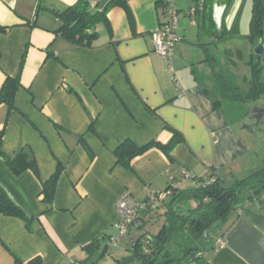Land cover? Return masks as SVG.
Listing matches in <instances>:
<instances>
[{"label": "crops", "instance_id": "crops-1", "mask_svg": "<svg viewBox=\"0 0 264 264\" xmlns=\"http://www.w3.org/2000/svg\"><path fill=\"white\" fill-rule=\"evenodd\" d=\"M76 1L0 0V23L12 27L0 33V87L7 75L17 73L25 56L16 109L0 104L3 149L14 157L30 146L43 181L59 163L63 165L54 201L48 203L40 198L42 181L32 170L17 175L0 158V182L33 218L30 230L22 218L0 215V264L27 262L36 256L42 264H70L73 258L96 264H136L140 261H122L136 241L133 228H142L146 218L155 216L151 209L140 210L142 227L130 226L124 248L114 250L110 238L118 231L116 202L125 190L141 202L171 188L160 204L165 218L170 203L176 208L182 200H190L196 180L217 175L226 176L229 183L263 164L254 142L255 124L248 122L264 118L259 102L264 94L245 100L224 93L226 80L246 95L253 74L244 94L239 83L232 85L219 71L212 47L238 35L213 37L194 13L200 0H174L181 36L172 55L174 72L152 40L153 32L167 20L165 0H127L133 19L120 5L112 6L108 11L112 34L99 23L98 38L90 46L72 43L56 31L62 21L55 11ZM110 1L90 0V4L104 10ZM243 3L235 0L225 17L226 29L239 19ZM223 12L224 6L216 4L217 32L222 30ZM246 36L252 66L254 43L249 33ZM66 85L81 96L85 106ZM173 129L184 138L170 156L151 147L132 160L131 168L118 162L115 150L126 139L138 145L154 140L166 143ZM241 196L244 200L249 192ZM219 238L224 239L223 246L217 245ZM198 254L212 264H264V188L244 208L239 204L230 211L211 245ZM184 256L181 252L171 255Z\"/></svg>", "mask_w": 264, "mask_h": 264}, {"label": "trees", "instance_id": "trees-1", "mask_svg": "<svg viewBox=\"0 0 264 264\" xmlns=\"http://www.w3.org/2000/svg\"><path fill=\"white\" fill-rule=\"evenodd\" d=\"M235 0H200L194 9L197 17L206 26V29L213 37L218 39L231 38L238 35V20L234 26L228 30L225 28V17L229 14ZM216 4L224 6L222 18V30L216 31V23L214 20V7ZM120 5L123 7L130 19H133L132 9L127 0H112L104 10H95L91 7L90 0H77L69 5L63 11H55L62 24L56 30L60 32L67 40L80 45H92L94 40L98 38L96 26L99 23H104L112 34V25L108 16V11L112 6ZM178 11V10H177ZM249 36L254 43V48L259 42L264 43V0H253V12L250 22ZM11 26L0 23V33H6ZM252 57L255 58L252 68L253 77L251 86L246 95H241L238 88L231 87L226 80L223 83L224 93L242 97L245 100H256L264 94V79L261 73V60L254 51ZM25 63L23 56L19 69L15 75H7L3 85L0 87V104L6 103L10 110L16 109L15 98L21 84V75ZM66 88L73 92L83 103L81 96L69 85ZM84 105V103H83ZM85 106V105H84ZM93 129V122L91 124ZM5 136V128H0V158H4L9 164L12 171L19 175L30 169L41 180L40 167L33 149L30 146L24 147L14 157H10L3 149V141ZM183 135L178 130L173 129L171 139L163 143L158 140L151 141L144 145L136 144L132 139H126L115 150L117 160L122 165L131 168L132 160L146 152L151 147H159L168 156L171 150L179 142L183 140ZM83 140V139H82ZM88 151L93 155L90 146L83 140ZM63 171V165L59 163L56 171L52 176L42 181V191L40 198L48 203H53L58 179ZM264 188V165L245 177L235 176L232 182L226 181V176H211L209 179L196 180L195 186L190 188L191 195L197 198L196 207L190 209L188 213L178 212L170 203L166 210L164 223L156 234L148 235L144 232L136 239L132 246L131 253L122 261L133 262L140 261L142 264H183L185 261H198L202 264H212L204 256L198 254L199 250L206 249V246H195L186 249L184 258H172L171 253L166 249V241L171 239L176 232L189 230L194 232L199 237H202L204 231L213 223L220 221L221 224L213 231L218 233L225 221L228 219L230 211L236 208L239 204L244 206L257 198L259 193ZM249 192V196L242 200L241 194ZM175 194V192L173 193ZM0 215H13L22 218L30 230H33V218L29 216L23 207L18 204L0 182ZM143 224L140 225L142 227ZM213 234V235H214ZM195 255L189 260L187 258L191 253ZM121 261V262H122ZM14 264H42V258L36 256L27 262L16 260Z\"/></svg>", "mask_w": 264, "mask_h": 264}, {"label": "rangeland", "instance_id": "rangeland-1", "mask_svg": "<svg viewBox=\"0 0 264 264\" xmlns=\"http://www.w3.org/2000/svg\"><path fill=\"white\" fill-rule=\"evenodd\" d=\"M252 12L253 0H244L238 19V36L232 40H228L227 42H223L217 46L212 47V52L216 55L217 58V65L219 67V71L223 73L227 77V79H229L232 85H235V83H239L244 94L248 91V88L250 86L249 79L253 72L252 66L248 63L250 59V50L249 38L246 36V34L250 33V22L252 18ZM182 18L184 17L181 16L180 19ZM260 65V67L262 68V78L264 79V62H261ZM259 102L264 110V96ZM249 107V109H252L251 105H249ZM259 119L260 118H257L255 121L254 119H250L249 121L251 122L248 123L251 124L253 122L255 124L253 125L256 133V140H254V142L256 144L258 153L260 152L259 161H263V164L259 166V168H261L264 165V118H261L262 120L258 122ZM195 201H197V198H195L194 195H191L190 200H182L181 202H179L176 209L178 211L183 210V212L186 213L188 212L189 208L192 209L196 207ZM150 211L151 215L155 217L146 218V223L142 228H133V234L136 239L139 238L147 230L151 231L152 233H156L161 228V225L165 220V218L162 217V214H164L163 206H160L159 208H153ZM213 238L214 235L209 240V246L211 245ZM165 246L166 249L170 251L172 257H175L178 256L180 252L182 253V255H184L186 249L189 247H202L203 243L201 241V237H199L194 232H191L189 230H182L176 232L171 239H168V241H166ZM113 248L114 250H122L124 247L122 246V244H115L113 245ZM112 256L114 255H110L111 259H113ZM136 264L142 263L138 262Z\"/></svg>", "mask_w": 264, "mask_h": 264}, {"label": "built area", "instance_id": "built-area-1", "mask_svg": "<svg viewBox=\"0 0 264 264\" xmlns=\"http://www.w3.org/2000/svg\"><path fill=\"white\" fill-rule=\"evenodd\" d=\"M164 12L167 17L163 26H160L153 32L152 40L157 52L169 61V68L174 72L172 55L175 50V44L180 39L178 35V11L175 7L174 0H165ZM180 88V86L178 85ZM171 193V188L167 191L160 192L151 196L149 200L137 201L129 190H125L117 199L116 208L119 214V220L114 226L118 232L110 238V244H123V240L128 234L132 225L140 227L142 219L139 215L140 210H150L158 208L162 201ZM218 246L224 245V239L219 238ZM70 264H96L94 262H82L76 258L70 260Z\"/></svg>", "mask_w": 264, "mask_h": 264}, {"label": "water", "instance_id": "water-1", "mask_svg": "<svg viewBox=\"0 0 264 264\" xmlns=\"http://www.w3.org/2000/svg\"><path fill=\"white\" fill-rule=\"evenodd\" d=\"M254 52L260 56V60L262 62H264V43L263 42H259L255 48H254ZM221 224L220 221L213 223L209 228H207L202 237H201V241L203 243V246H206L210 240V238L213 235V231ZM195 255V252L191 253L190 256L187 258V260H189L191 257H193Z\"/></svg>", "mask_w": 264, "mask_h": 264}]
</instances>
